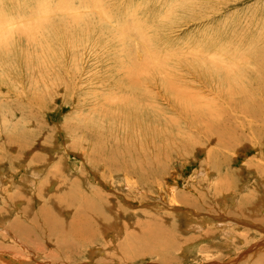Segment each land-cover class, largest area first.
<instances>
[{
    "label": "rangeland",
    "instance_id": "rangeland-1",
    "mask_svg": "<svg viewBox=\"0 0 264 264\" xmlns=\"http://www.w3.org/2000/svg\"><path fill=\"white\" fill-rule=\"evenodd\" d=\"M98 1L0 0V264H264V0Z\"/></svg>",
    "mask_w": 264,
    "mask_h": 264
},
{
    "label": "bare ground",
    "instance_id": "bare-ground-1",
    "mask_svg": "<svg viewBox=\"0 0 264 264\" xmlns=\"http://www.w3.org/2000/svg\"><path fill=\"white\" fill-rule=\"evenodd\" d=\"M95 3H96V2H95ZM101 4H102V1H101V0L98 1V6H100ZM93 6H94V5H93ZM96 6H97V5H96ZM99 8H100L99 10H100L101 12L98 10V7H96L95 10H96V11H99V12H100L99 14L101 15V14L104 13V11H103V8H102V7H99ZM92 9H93V8H92ZM107 10H108V9H107ZM107 10H106V11H107ZM46 11H47V10H46ZM48 13H49V12H48ZM110 13H111V12H110ZM107 14H108V13H107ZM98 16H99V15H98ZM109 16H110V15H109ZM109 16H108V18H109ZM45 17L48 18L47 16H45ZM110 20H111V19H110ZM102 21H103V20H102ZM49 23H50V22H49ZM111 25H112V24H111ZM115 25H116V24H115ZM115 25H114V26H115ZM115 29H116V28H115ZM124 29H126V27H124ZM126 30H127V29H126ZM123 31H124V30H123ZM127 31H128V30H127ZM109 33H110V32H109ZM118 33H119V32H118ZM124 33H125V32H124ZM111 34H112V33H111ZM119 34H120V33H119ZM121 34H123V33H121ZM114 35H115V34H114ZM138 36H139V34H138ZM140 36H141V35H140ZM114 38H115V37H114ZM144 38H145V37H144ZM146 38H148V37H146ZM117 41H118V40H117ZM142 41H143V40H142ZM118 42H119V41H118ZM145 42H146V41H145ZM151 43H152V42H151ZM200 52H201V51H200ZM198 54H199V53H198ZM155 56H156V55H155ZM187 56H188V55H187ZM156 57H157V56H156ZM183 58H184V57H183ZM210 58H211V57H210ZM214 58H215V57H214ZM216 58H217V57H216ZM147 59H148V58H147ZM218 59H219V58H218ZM139 61H140V60H139ZM145 62H147V61H145ZM148 62H149V61H148ZM143 63H144V62H143ZM216 63H217V62H216ZM133 65H134V62H133ZM137 65H138V64H137ZM143 65H144V64H142V66H140V67H143ZM152 65H154V64H152ZM200 65H201V64H200ZM219 65H220V64H219ZM221 65H222V64H221ZM148 66H150V65H148ZM148 66H146V67L148 68ZM196 66H197V65H196ZM201 66H202V65H201ZM234 66H235V65H234ZM162 67H164V66L162 65ZM226 67H227V64H226ZM230 67H231V66H230ZM232 67H233V66H232ZM235 67H236V66H235ZM254 67H255V66H254ZM260 67H261V66H260ZM153 68H154V72H155L156 65H155ZM256 68H259V67H256ZM256 68H255V69H256ZM261 68H262V67H261ZM149 69H150V68H149ZM159 69H160V68H159ZM159 69H157V70H159ZM169 69H170V68H169ZM253 69H254V68H253ZM136 70H138V69H136V66H135V67L133 66L132 72L135 73ZM139 70H140V69H139ZM157 70H156V71H157ZM150 71H152V70L150 69ZM258 71H259V70H258ZM261 71H262V70H261ZM146 72H147V70H146ZM229 72H231L232 74L235 73V72L232 71L230 68H229ZM141 73H142V71L139 72V74H141ZM143 73H144V72H143ZM151 73H152V72H151ZM161 73H162V72H161ZM227 73H228V72H227ZM254 73H255V72H254ZM262 73H263V72H262ZM148 74H149V73H148ZM238 74H239V73H238ZM150 75H151V74H150ZM228 75H229V74H228ZM256 75H257V74H256ZM260 75H261V74H260ZM260 75H258V76H260ZM130 76H133L132 73L130 74ZM139 76H140V75H139ZM231 76H232V75H231ZM247 76H248V75H247ZM261 76H262V75H261ZM133 77H134V76H133ZM154 77H155V79H157L156 76H154ZM154 77H153V78H154ZM134 78H135V77H134ZM158 78H159V77H158ZM170 78H171V77H170ZM231 78H232V77H231ZM258 78H259V77H258ZM150 79H151V78H150ZM155 79H151V81H152V80H155ZM241 79H242V78H241ZM135 80H136V79H135ZM244 80H245V79H244ZM261 80H262V79H261ZM136 81H137V80H136ZM138 81H139V80H138ZM226 82L229 83V82H230V79H226ZM236 82H237V80H236ZM244 82H245V81H244ZM134 83H135V82H134ZM176 83H177V82H176ZM224 83H225V82H224ZM224 83H223V84H224ZM261 83L264 85L263 81H261ZM245 84H246V83H245ZM138 85H139V84H138ZM225 85H226V84H225ZM240 85H241V84H240ZM242 86H243V85H242ZM250 87H251V86H250ZM250 87L248 86L247 89L244 88L245 91L248 90V88H250ZM132 88H133V87H131V90H132ZM220 88H221V87H220ZM226 88H227V86H226ZM238 88H239V87H238ZM241 88H242V87H241ZM252 88H253V87H252ZM135 89H136V88H135ZM137 89H138V88H137ZM215 89H217V88H215ZM171 90L173 91L174 89H171ZM235 91H237V85H235L234 83H233V84H230V87H229V90H228V92H231L230 95H231L233 92H235ZM243 91H244V90H243ZM251 91H252V90H251ZM263 91H264V90H263ZM174 92H175V91H174ZM224 92H225V91H224ZM246 92H247V91H246ZM252 92H253V91H252ZM176 94H177L178 96H180L177 92H176ZM189 95H190V94H189ZM230 95H229V96H230ZM232 95H233V94H232ZM186 96H187V95H186ZM234 96H235V95H234ZM247 96H249V95H247ZM174 97H177V96H174ZM238 97H239V96H238ZM244 97H245V96H244ZM191 98H192V97H191ZM236 98H237V97H236ZM263 98H264V97H263ZM180 99H181V98H180ZM180 99H179V100H180ZM229 99H230V98H229ZM261 100H262V99H261ZM127 101H128V100H127ZM182 101H183V99H182ZM185 101H186V100H185ZM203 101H204V100H203ZM227 101H228V100H227ZM237 101H238V100H237ZM239 101H240V100H239ZM249 101H250V100H249ZM146 102H149V101H146ZM190 102H191V101H190ZM156 103H157V102H156ZM196 103H197V102H196ZM198 103H199V102H198ZM242 103H243V102H242ZM157 104H158V103H157ZM186 104H187V103H186ZM261 104H262V103H261ZM151 105H152V104H151ZM208 105H209V104H208ZM228 105H229V103H228ZM259 105H260V104H259ZM156 106H158V105H156ZM177 106H178V105H177ZM203 106H204V105H203ZM205 106H206V105H205ZM230 106H231V105H230ZM232 106H233V105H232ZM251 106H252V105H251ZM261 106H263V104H262ZM208 107H209V106H208ZM256 107H258V106H256ZM256 107H254V109H255ZM190 108H191V107H190ZM192 108H193V107H192ZM259 108H260V107H259ZM184 109H185V108H184ZM199 109H200V108H199ZM241 109H242V107H241ZM244 109L247 110V108H244ZM254 109H253V111H254ZM256 109H257V108H256ZM128 110H129V109H128ZM233 110H234V108H233ZM239 110H240V109H239ZM132 111H133V110H132ZM138 111L140 112V110H138ZM217 111H218V110H217ZM242 111H243V110H242ZM242 111H241V112H242ZM133 112H134V111H133ZM211 112H212V113H210V114H213V111H212V110H211ZM186 113H188V112H186ZM189 113H190V112H189ZM207 113H208V112H207ZM222 113H223V112H222ZM243 113H244V112H243ZM246 113H247V112H246ZM135 114H137V113H135ZM192 114H193V113H192ZM214 114H215V113H214ZM216 114H217V113H216ZM250 114L253 115V117H255V116L258 117V115L255 114V113H250ZM137 115H138V114H137ZM208 115H209V114H208ZM219 115H220V112H219ZM219 115H218V116H219ZM133 116H134V115H133ZM133 116H132V117H133ZM135 116H136V115H135ZM135 116H134V118H136ZM192 116H193V115H192ZM210 116H211V115H210ZM215 116H216V115H215ZM243 116H244V115H243ZM129 117H130V116H129ZM138 117H139V115H138ZM152 117H153V116H152ZM213 117H214V116H213ZM193 118H195V117H193ZM193 118H192V119H193ZM215 118H216V117H215ZM215 118H214V119H215ZM259 118H260V117H259ZM129 119H130V118H129ZM139 119H140V118H139ZM144 119H145V118H144ZM146 119H147V118H146ZM204 119H205V118H204ZM209 119H210V117H209ZM225 119H227V118H225ZM252 119H253V118H252ZM142 120H143V119H142ZM155 120H156V119H155ZM155 120H154V121H155ZM193 120H195V119H193ZM205 120H206V119H205ZM259 120H260V119H259ZM133 121H134V120H133ZM138 121H139V120H138ZM157 121H158V120H157ZM198 121H199V120H198ZM224 121H226V120H224ZM142 122H143V121H142ZM142 122H141V124H143ZM193 122H194V121H193ZM210 122H211V121H210ZM210 122H209V123H210ZM133 123H134V122H133ZM139 123H140V122H139ZM148 123H149V121H148ZM157 123H158V122H157ZM191 123H192V122H191ZM207 123H208V122H207ZM262 123H263V121H262ZM159 124H161V123L159 122ZM204 124H205V123H204ZM216 125H217V124H216ZM141 126H142V125H141ZM141 126H140V124H139V127H141ZM144 126H145V125H144ZM147 126H148V125H147ZM147 126H145L144 128H146ZM157 126H158V124H157ZM205 127H206V126H205ZM151 128H152V127H151ZM208 128H209V127H208ZM137 129H138V127H137ZM139 129H140V128H139ZM162 129H163V128H162ZM133 130H134V129H133ZM163 130H164V129H163ZM214 130H215V129H214ZM138 131H140V130H138ZM142 131H143V129H142ZM150 131H152V130H150ZM150 131H148V133H149ZM155 131H156V130H155ZM224 131H225V130H224ZM146 132H147V131H146ZM161 132H162V130H161ZM163 132H164V131H163ZM222 132H223V131H222ZM154 133H155V132H154ZM161 134H162V133H161ZM220 134H221V133H220ZM165 135H166V134H165ZM224 135H225V134H224ZM166 136H167V135H166ZM170 136H171V135H170ZM167 138H168V137H167ZM169 138H171V137H169ZM101 163H102V162H101ZM106 163H107V162H106ZM102 164H103V163H102ZM128 166H129V165H128ZM112 168H114V167H112ZM118 168H119V167H118ZM126 168H127V167H126ZM75 169H76V168H75ZM128 169H129V168H128ZM0 170H1V169H0ZM122 170H123V169H122ZM124 170H125V169H124ZM36 173H37V171H36ZM127 174H128V173H127ZM3 176H4V175H3ZM35 176H36V175H35ZM46 178H47V177H46ZM34 180H35V179H34ZM57 180H58V179H57ZM44 185H45V184H44ZM41 186H42V184H41ZM45 187H46V185H45ZM39 188H40V187H39ZM253 190H254V189H253ZM255 192H256V191H255ZM6 194H7V193H6ZM54 194H55V193H54ZM55 196H56V195H55ZM252 196H253V193H252ZM250 198H251V197H250ZM233 199H234V198H233ZM61 201H63V200H61ZM71 201H72V200H71ZM233 201H234V200H233ZM5 202H7V201H5ZM44 202H45V201H44ZM85 203H86V202H85ZM230 203H231V202H230ZM79 205H80V204H79ZM81 207H82V206H81ZM87 208H88V207H87ZM2 210H3V209H2ZM218 220H219V219H218ZM227 220H228V219H227ZM191 221H192V218H191ZM208 221H209V220H208ZM212 221H213V220H212ZM216 221H217V220H216ZM72 222H73V221H72ZM222 222H223V221H222ZM189 223H190V222H189ZM223 223H224V222H223ZM95 224H96V223H95ZM185 224H186V223H185ZM199 224H200V223H198V225H199ZM215 224H216V223H215ZM218 224H219V223H218ZM186 225H187V224H186ZM186 225H185V226H186ZM192 225H193V224H192ZM249 225H250V224H249ZM227 226H229V225H227ZM55 227H56V228H55V231H56L61 237H66V232H65V231H63V232H61V233L59 232V228L62 227L61 224H55ZM203 227H204V226H203ZM223 227H224V226H223ZM223 227H222V228H223ZM97 228H98V227H97ZM187 228H188V227H187ZM224 228H225V227H224ZM258 228H260V227H258ZM191 229H192V228H191ZM196 229H197V228H196ZM200 229H201V227H200ZM261 229H262V228H261ZM8 231H9V230H8ZM8 231H7V232H8ZM200 231H201V230H200ZM261 231H262V230H261ZM88 232H89V231H88ZM83 233H84V232H83ZM75 234H76V233H75ZM78 234H79V235H83L81 232H78ZM84 235H85V234H84ZM50 236H52V235H50ZM86 236H87V235H86ZM88 236H89V235H88ZM80 238H81V237H80ZM82 238H84V236H83ZM82 238H81V239H82ZM152 238H153V237H152ZM86 240H87V239H86ZM16 241H17V240H16ZM78 241H79V240H78ZM144 241H145V240H143V242H144ZM18 242H19V241H18ZM20 243H21V242H20ZM22 245H23V244H22ZM197 246H198V244H197ZM197 246H196V247H197ZM261 247H264V245H262ZM28 248H29V247H28ZM263 250H264V249H263ZM31 251H34V250H31ZM161 251H162V250H161ZM256 251H257V250H256ZM188 252H189V251H188ZM188 252H187V253H188ZM192 252H193V251H192ZM189 253H190V252H189ZM237 253H238V252H237ZM235 255H236V254H235ZM239 255H240V254H239ZM239 255H238V256H239ZM249 255H250V254H249ZM236 256H237V255H236ZM246 257H247V256H246ZM238 258L240 259V257H238ZM249 259H250V258H249ZM263 259H264V258H263ZM259 260H260V259H259ZM27 263L29 264V262H27ZM260 264H261V263H260Z\"/></svg>",
    "mask_w": 264,
    "mask_h": 264
}]
</instances>
